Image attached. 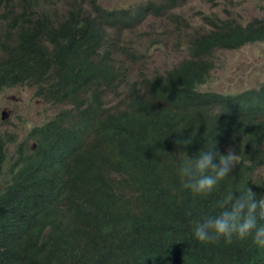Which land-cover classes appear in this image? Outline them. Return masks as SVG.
<instances>
[{
	"label": "trees",
	"instance_id": "trees-1",
	"mask_svg": "<svg viewBox=\"0 0 264 264\" xmlns=\"http://www.w3.org/2000/svg\"><path fill=\"white\" fill-rule=\"evenodd\" d=\"M59 1L0 0V90L27 85L65 106L30 129L6 170L10 138L0 133V264H260L251 237L204 244L194 228L229 191L238 199L251 179L264 183V85L200 90L215 51L264 41V17L205 15L186 58L144 76L124 62L143 58L141 37L172 32H127L149 17L178 31L185 19L173 10L193 0H71L67 11ZM212 146L238 163L210 194H194L179 174L184 154Z\"/></svg>",
	"mask_w": 264,
	"mask_h": 264
},
{
	"label": "rangeland",
	"instance_id": "rangeland-1",
	"mask_svg": "<svg viewBox=\"0 0 264 264\" xmlns=\"http://www.w3.org/2000/svg\"><path fill=\"white\" fill-rule=\"evenodd\" d=\"M70 1L61 0L56 8L67 11ZM145 1L100 0L101 5L109 8L129 7ZM33 8L38 7H34L32 3L28 5L27 10L31 12ZM174 12L182 14L185 19L179 24V30L174 32L173 24L169 23L166 28L172 32L170 37H157L159 40L157 43H151L149 39L141 37L144 56L136 64L130 65L132 74L142 73L144 76H152L164 73L186 58L185 45L188 42V35L203 24L202 19L205 15L225 17L231 14L239 21L264 17V0H217L216 5L204 0H193L174 9ZM166 24L167 20L164 17H149L139 27L128 31L126 36L130 38L146 32H157ZM213 60L214 69L208 82L200 86L202 91L234 93L255 88L260 84L264 85V41L246 44L235 50H217L213 53ZM108 101L115 102L111 97ZM64 107L61 104L53 105L40 98L31 86L17 85L0 90V133L11 139L8 140L10 144L4 170L9 167L10 156L13 155L15 146L23 141H27L28 144L32 142L28 137L30 129L45 123ZM2 112H6L5 119L1 118Z\"/></svg>",
	"mask_w": 264,
	"mask_h": 264
},
{
	"label": "clouds",
	"instance_id": "clouds-1",
	"mask_svg": "<svg viewBox=\"0 0 264 264\" xmlns=\"http://www.w3.org/2000/svg\"><path fill=\"white\" fill-rule=\"evenodd\" d=\"M169 23L167 21L166 26ZM165 28L164 26L160 31ZM124 65L129 69L130 64L127 61ZM176 142L183 145L191 143L182 140ZM238 159V155L231 149L222 155L214 151L213 146L207 151H202L198 158H190L184 154L179 168V174L184 179L183 187L190 189L194 194H210L221 180L229 176ZM239 194L236 199L233 192L229 191L217 201L215 206L220 209L217 215L207 216L196 223V240L204 244H219L223 241L229 245L233 243L234 238L246 240L251 237L253 245L264 251V183L251 179L249 186H245ZM109 230V227L102 229L104 232ZM260 264H264V258Z\"/></svg>",
	"mask_w": 264,
	"mask_h": 264
},
{
	"label": "water",
	"instance_id": "water-1",
	"mask_svg": "<svg viewBox=\"0 0 264 264\" xmlns=\"http://www.w3.org/2000/svg\"><path fill=\"white\" fill-rule=\"evenodd\" d=\"M1 118L2 119H5L6 118V112H2Z\"/></svg>",
	"mask_w": 264,
	"mask_h": 264
},
{
	"label": "bare ground",
	"instance_id": "bare-ground-1",
	"mask_svg": "<svg viewBox=\"0 0 264 264\" xmlns=\"http://www.w3.org/2000/svg\"><path fill=\"white\" fill-rule=\"evenodd\" d=\"M94 58V57H93ZM2 170V169H1ZM1 170H0V172H1ZM10 176V175H9ZM2 178V177H1ZM9 179V178H8ZM10 182V181H9Z\"/></svg>",
	"mask_w": 264,
	"mask_h": 264
}]
</instances>
